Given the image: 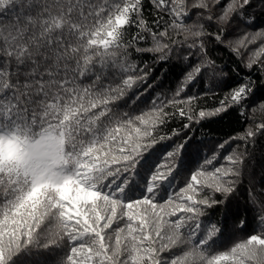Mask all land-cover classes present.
Returning a JSON list of instances; mask_svg holds the SVG:
<instances>
[{
  "label": "snow or ice",
  "instance_id": "snow-or-ice-1",
  "mask_svg": "<svg viewBox=\"0 0 264 264\" xmlns=\"http://www.w3.org/2000/svg\"><path fill=\"white\" fill-rule=\"evenodd\" d=\"M0 264H264V0H0Z\"/></svg>",
  "mask_w": 264,
  "mask_h": 264
}]
</instances>
